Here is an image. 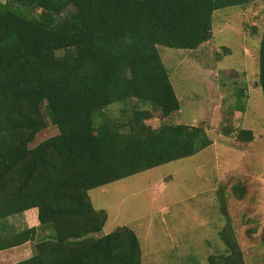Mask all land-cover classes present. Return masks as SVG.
<instances>
[{"label":"trees","instance_id":"obj_1","mask_svg":"<svg viewBox=\"0 0 264 264\" xmlns=\"http://www.w3.org/2000/svg\"><path fill=\"white\" fill-rule=\"evenodd\" d=\"M251 1L259 0H0V251L33 243L13 264H142L132 228L96 235L108 213L89 191L213 143L202 126H151L153 112L133 102L179 111L159 46L198 49L213 37L216 11ZM258 77L264 97V39ZM236 95L243 113L249 94ZM52 126L56 135L30 147ZM222 133L255 139L247 128ZM233 191L244 197V187ZM31 209L37 226L2 223ZM220 236L226 252L198 264H247L231 220Z\"/></svg>","mask_w":264,"mask_h":264},{"label":"rangeland","instance_id":"obj_2","mask_svg":"<svg viewBox=\"0 0 264 264\" xmlns=\"http://www.w3.org/2000/svg\"><path fill=\"white\" fill-rule=\"evenodd\" d=\"M262 39L264 0H259L216 11L213 37L198 49L159 46L181 109L166 115L133 103L153 112L146 121L151 126L162 120L202 126L213 143L192 156L90 190L95 208L108 213L97 236L128 226L139 237L142 264L206 263L209 255L226 252L220 231L229 219L247 264H264V97L258 77ZM241 88L249 94L243 113L235 111ZM227 125L252 129L255 139L248 143L225 136ZM57 133L54 126L40 131L30 147ZM235 185L245 188L242 199L235 195ZM6 221L22 230L32 218L12 215L2 223ZM25 248L11 250L1 260L15 262L28 255L33 243Z\"/></svg>","mask_w":264,"mask_h":264},{"label":"crops","instance_id":"obj_3","mask_svg":"<svg viewBox=\"0 0 264 264\" xmlns=\"http://www.w3.org/2000/svg\"><path fill=\"white\" fill-rule=\"evenodd\" d=\"M31 210H34V209H31ZM31 210L25 211V212H23V214H22V213H20V214H16V215H18V216H20V217H24L25 215H29V216L32 218V223L29 224L27 228L32 227V226H37V225L39 224V222H38V217H37V210L35 209L36 212H35V211H31ZM24 221H25V220H23V222H24ZM24 229H25V228H24ZM30 244H31V242H27V243H25V244H23V245L16 246V247H13V248H10V249H6V250H2V251H0V264H4L3 261L1 260V257H2V256H3V258H4L6 255L10 256L9 254H10L11 250H17V249L21 250V248L23 249V248H25L27 245H30ZM25 249H26V248H25ZM24 251H26V250H24ZM32 253H33V249L30 248V252H28V255H24V257L17 259L15 262L27 258L26 256H29V257H30V256L32 255ZM3 258H2V259H3ZM15 262H13V263H15ZM13 263H11V264H13Z\"/></svg>","mask_w":264,"mask_h":264},{"label":"water","instance_id":"obj_4","mask_svg":"<svg viewBox=\"0 0 264 264\" xmlns=\"http://www.w3.org/2000/svg\"><path fill=\"white\" fill-rule=\"evenodd\" d=\"M256 83H258V82H256Z\"/></svg>","mask_w":264,"mask_h":264}]
</instances>
